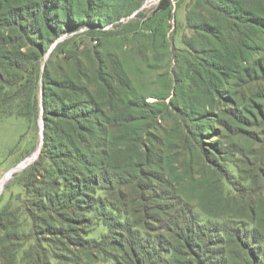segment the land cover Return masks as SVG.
Returning <instances> with one entry per match:
<instances>
[{
  "label": "rangeland",
  "instance_id": "obj_1",
  "mask_svg": "<svg viewBox=\"0 0 264 264\" xmlns=\"http://www.w3.org/2000/svg\"><path fill=\"white\" fill-rule=\"evenodd\" d=\"M199 2L170 0L164 12L161 0H144L94 34L130 80L126 100L140 98L150 106L137 113L142 140L135 146L131 138L124 142L120 129L112 130L113 172L93 194L89 221L69 230L60 225L65 203L56 195L59 187L43 166H34L38 157L15 173L0 192V224L6 230L0 240L10 252L14 246V264H33L37 256L40 264H111L118 248L79 244L105 238L112 219L150 234L194 223L216 230L255 225L264 233V67L262 73L251 71L264 56V43L210 94L202 79L213 74L207 47L213 38L194 21L199 12L207 16ZM260 38L264 42V34ZM41 126L40 111L34 119L0 120V180L41 148ZM200 234L206 242L203 235L209 233ZM234 241L222 233L212 241V253ZM216 260L223 264L220 255Z\"/></svg>",
  "mask_w": 264,
  "mask_h": 264
},
{
  "label": "trees",
  "instance_id": "obj_2",
  "mask_svg": "<svg viewBox=\"0 0 264 264\" xmlns=\"http://www.w3.org/2000/svg\"><path fill=\"white\" fill-rule=\"evenodd\" d=\"M143 1L0 0V120L34 119L40 111L43 137L33 164L43 166L59 187L56 195L65 203V213L58 216L68 230L85 223V218L89 221L86 215L92 212L93 194L113 172L112 130L120 129L124 142L131 138L135 146L143 137L135 126L137 113L150 106L140 98L126 100L132 89L126 72L93 40L95 33ZM199 3L208 9L207 16L199 12L194 21L213 38L207 44L213 74L203 77V88L213 94L237 64L261 49L264 0ZM160 5L168 12L170 0H161ZM83 27L92 30L74 34ZM262 67L264 56L252 63L251 71L262 73ZM98 146L100 150L94 151ZM110 225L105 238L85 239L79 246L118 248L111 264H216V255L224 259L223 264H264V233L255 225L216 230L194 223L191 228L164 226L154 234L139 226L128 227L126 221L112 219ZM196 226L198 231L192 230ZM4 231L0 224V232ZM54 231L61 233V228ZM205 231L206 242L200 234ZM222 233L234 238L233 247L212 253V241ZM0 246V264H14V246L11 252L1 240ZM33 264H40L38 256Z\"/></svg>",
  "mask_w": 264,
  "mask_h": 264
},
{
  "label": "water",
  "instance_id": "obj_3",
  "mask_svg": "<svg viewBox=\"0 0 264 264\" xmlns=\"http://www.w3.org/2000/svg\"><path fill=\"white\" fill-rule=\"evenodd\" d=\"M43 126H41V130H40V137H41V143L42 144V137H43ZM40 152V148H38L37 152L35 154H33L30 158L25 159L24 161H22L20 164H18L17 166H15L14 168L10 169L5 176H3V178L0 180V182H2L6 176H8V180L17 172L22 171L23 169H25L27 166H29L39 155ZM3 190V189H2ZM1 190V192H2ZM1 194V193H0Z\"/></svg>",
  "mask_w": 264,
  "mask_h": 264
},
{
  "label": "bare ground",
  "instance_id": "obj_4",
  "mask_svg": "<svg viewBox=\"0 0 264 264\" xmlns=\"http://www.w3.org/2000/svg\"><path fill=\"white\" fill-rule=\"evenodd\" d=\"M8 176H6L5 177V179L2 181V182H0V192H1V190H2V188H3V186H4V184L8 181V178H7Z\"/></svg>",
  "mask_w": 264,
  "mask_h": 264
}]
</instances>
